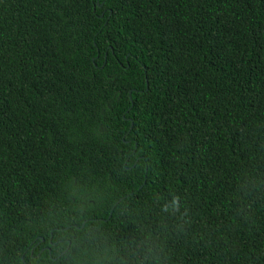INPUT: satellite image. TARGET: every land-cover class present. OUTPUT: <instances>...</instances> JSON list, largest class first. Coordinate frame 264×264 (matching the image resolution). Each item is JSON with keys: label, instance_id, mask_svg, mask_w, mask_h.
<instances>
[{"label": "trees", "instance_id": "16d2710c", "mask_svg": "<svg viewBox=\"0 0 264 264\" xmlns=\"http://www.w3.org/2000/svg\"><path fill=\"white\" fill-rule=\"evenodd\" d=\"M0 264H264V0H0Z\"/></svg>", "mask_w": 264, "mask_h": 264}]
</instances>
